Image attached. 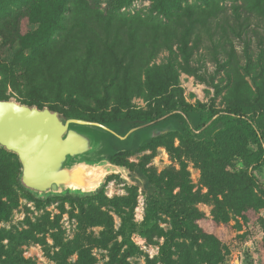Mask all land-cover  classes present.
Listing matches in <instances>:
<instances>
[{
	"label": "trees",
	"instance_id": "trees-1",
	"mask_svg": "<svg viewBox=\"0 0 264 264\" xmlns=\"http://www.w3.org/2000/svg\"><path fill=\"white\" fill-rule=\"evenodd\" d=\"M135 1L150 5L146 11L127 10ZM225 1L112 0L102 8L95 0H0V100H9L10 89L20 104L46 107L63 120L98 123L120 137L136 129L123 140L105 133V152L109 163L135 172L149 195L140 223L130 216L136 188H129L131 197L112 199L102 189L85 196L36 198L19 184L16 155L1 148L0 190L11 194L15 186L39 208L55 200L75 205L80 225L104 227L101 237L92 242L110 246L106 264H129L128 259L138 253L132 236H150L162 216L171 224L162 233L163 264H173L169 255L175 240L188 241V246H181L176 264L205 263L208 257L202 243L207 238L193 227L200 213L194 201L173 191L186 186L185 176L165 173L167 181L164 174L149 172L143 164L130 165L126 157L134 150L160 145L180 153V148L173 149L178 139L185 153L198 162L219 214L225 206L244 218L249 209L264 203V180L257 178L264 165V42L259 41L255 56L247 42L241 57L233 41L247 32V18L242 20V15L255 18L264 29V0H229L230 5ZM24 20L36 29L23 33ZM15 45L14 58L4 62V52ZM203 48L209 50L215 68L209 83L214 97L208 104L191 105L183 98L179 75L207 83L194 66ZM162 52L169 56L157 65ZM219 97L224 103L220 110L214 104ZM135 99L145 108L135 106ZM154 131L165 132L154 136ZM234 158L242 161L244 170L228 169ZM107 206L119 212L116 232L108 211L102 209ZM10 214V206L0 196V223L7 222ZM35 230L45 228L36 225ZM60 234L58 230L51 235L57 243ZM29 240L31 235L0 230V264H27L21 247ZM57 245L58 264H94L84 247ZM74 254L77 260L68 262Z\"/></svg>",
	"mask_w": 264,
	"mask_h": 264
},
{
	"label": "rangeland",
	"instance_id": "rangeland-1",
	"mask_svg": "<svg viewBox=\"0 0 264 264\" xmlns=\"http://www.w3.org/2000/svg\"><path fill=\"white\" fill-rule=\"evenodd\" d=\"M95 1L102 8H106L112 2V0ZM225 3L227 5L231 4L229 0H226ZM149 5V1H135L127 10L146 11ZM245 18H247L245 22V27L248 26L247 32L241 38L233 40L234 47L242 57L243 48L248 42L250 46L249 53L255 56L258 52L259 41L262 40L264 42V29L255 18L242 15V20ZM34 29H36V26H29L26 20L22 22L23 33ZM17 49L18 46L15 45L11 49L6 50L2 56L4 62H11ZM200 53L201 56L199 54L196 56L194 66L204 73L207 83L201 84L192 77L184 74L179 75L183 98L191 105L196 103L208 104L214 97V91L209 84L210 78L214 73V64L210 62L209 50L203 48ZM168 56L167 52H162L156 58L155 63L157 65L164 64ZM7 95L10 101L20 104L19 98L12 94L10 89L7 90ZM133 103L137 107L145 108V103L139 99H135ZM214 104L219 110L224 108L221 97L217 98ZM101 146L91 154L92 159L99 157L98 151ZM249 147L252 148V146ZM179 148L181 149L180 153L167 150L162 145L157 146L154 150L150 148L139 151L134 150L132 155L126 157V161L133 166L143 164L145 169L149 170V172L154 171L157 175L164 174V178L167 181L168 178L165 173L173 174L174 171L180 172L181 176H185L186 186L184 188L175 187L173 191L174 193H181L182 196L194 201L193 207L200 213V217L194 220L193 227L195 226L198 232L207 238L202 243V245L205 244L204 250L207 253L206 258L208 257L203 264H264V203L259 209H249L245 213L244 218L236 216L230 208L225 206L223 207V215L219 214L220 212L214 209L215 199L207 194L208 190L204 187L198 162L185 153V150L180 147L178 139H174L173 149ZM228 169L238 172L245 168L239 158H234L228 165ZM257 178L264 180V165L257 172ZM259 187H254L258 194H260ZM12 188L13 193L11 194H4L5 192L0 190L2 201L11 208L9 220L0 223V230H3L5 234L21 233L23 235H31V240L21 247V256L28 261L27 264H58L56 258L59 255L60 248L57 244L60 242L62 244L72 243L84 247L93 257L94 264H106L108 262L110 246L99 247L92 242L101 237V234L105 231L103 226L80 225L75 205L72 206L67 202L55 200L43 208H39L15 186H12ZM129 188H136L135 197L133 198L134 205L130 216L133 221L140 223L145 216L149 190L144 188L143 181L135 172L128 171L124 167L113 168L100 187L107 199L131 197ZM71 196L75 197L78 194H72ZM218 200L221 201L222 198L218 197ZM102 209L108 211L113 222V231L116 232L120 225L118 210L109 206ZM36 225L44 226L45 230H35ZM170 228V219L162 216L158 222V228L150 236L141 237L138 234H134L132 242L138 247V253L128 259L129 264H163L161 249L164 244V237H162V233H166ZM58 230H60L61 234L57 243L51 235ZM116 241L120 242L121 238L117 237ZM3 244L6 245L7 240L3 241ZM187 244L188 241L184 240H175L172 243L169 258L173 264H176L180 259L181 246H188ZM194 251H196L195 248ZM76 260L77 256L75 254L67 259L70 263H74Z\"/></svg>",
	"mask_w": 264,
	"mask_h": 264
},
{
	"label": "water",
	"instance_id": "water-1",
	"mask_svg": "<svg viewBox=\"0 0 264 264\" xmlns=\"http://www.w3.org/2000/svg\"><path fill=\"white\" fill-rule=\"evenodd\" d=\"M135 130L120 137L98 123L63 120L46 107L38 109L0 100V148L16 155L20 164L19 184L36 198L98 192L108 173L119 168L106 158L108 139L104 134L123 140ZM164 132L154 131L153 135ZM100 146L99 157L92 159L91 154ZM78 167L103 168L104 174L93 187L85 188L86 183L79 176L71 175Z\"/></svg>",
	"mask_w": 264,
	"mask_h": 264
},
{
	"label": "bare ground",
	"instance_id": "bare-ground-1",
	"mask_svg": "<svg viewBox=\"0 0 264 264\" xmlns=\"http://www.w3.org/2000/svg\"><path fill=\"white\" fill-rule=\"evenodd\" d=\"M103 174H104L103 168L78 167V168L73 169V172L71 175L73 177L79 176L80 179H82L81 181L86 183V184L83 183L84 187L91 188L99 181V179L102 177ZM83 184L80 183V185H83ZM73 186L77 187L79 186V184L78 185L74 184Z\"/></svg>",
	"mask_w": 264,
	"mask_h": 264
}]
</instances>
